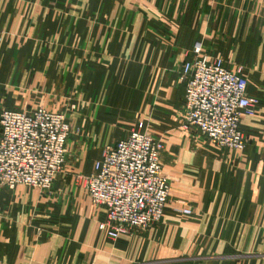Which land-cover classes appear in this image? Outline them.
I'll return each mask as SVG.
<instances>
[{
	"label": "crops",
	"instance_id": "obj_1",
	"mask_svg": "<svg viewBox=\"0 0 264 264\" xmlns=\"http://www.w3.org/2000/svg\"><path fill=\"white\" fill-rule=\"evenodd\" d=\"M196 40L259 99L242 150L183 127ZM38 105L65 112L66 161L48 191L0 185V264H264V0H0V113ZM139 121L170 194L160 221L113 240L75 174Z\"/></svg>",
	"mask_w": 264,
	"mask_h": 264
},
{
	"label": "built area",
	"instance_id": "obj_2",
	"mask_svg": "<svg viewBox=\"0 0 264 264\" xmlns=\"http://www.w3.org/2000/svg\"><path fill=\"white\" fill-rule=\"evenodd\" d=\"M190 52L181 66L186 82L183 127L196 128L218 147L242 150L247 138L241 119L257 112L259 99L247 93L240 66L231 69L221 57L204 53L199 40ZM70 132L63 111L43 105L29 111L3 110L0 185L50 190L66 161ZM163 148V142L139 121L125 138L103 148L92 172L75 174L90 202L104 210L98 228L108 238L117 239L161 220L170 194L169 177L161 168ZM177 210L191 213L187 205Z\"/></svg>",
	"mask_w": 264,
	"mask_h": 264
},
{
	"label": "rangeland",
	"instance_id": "obj_3",
	"mask_svg": "<svg viewBox=\"0 0 264 264\" xmlns=\"http://www.w3.org/2000/svg\"><path fill=\"white\" fill-rule=\"evenodd\" d=\"M62 173H63V172L61 171V173L58 175V177L56 178V180H57L60 176H62Z\"/></svg>",
	"mask_w": 264,
	"mask_h": 264
}]
</instances>
